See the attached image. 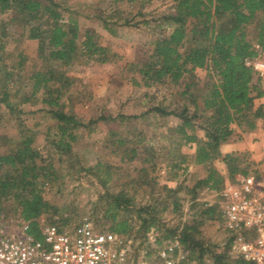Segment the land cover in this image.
Returning a JSON list of instances; mask_svg holds the SVG:
<instances>
[{"label":"trees","instance_id":"trees-1","mask_svg":"<svg viewBox=\"0 0 264 264\" xmlns=\"http://www.w3.org/2000/svg\"><path fill=\"white\" fill-rule=\"evenodd\" d=\"M153 1L95 0L82 9H73L66 0H0V61L6 63L5 70L0 71V229L13 222L27 224L28 233L41 239V223L63 230L86 219L95 230L133 237L138 241L134 255L148 232L161 229L163 235L156 241L177 239L185 252L183 264H202L207 255L217 264H251L239 255H218L202 242L201 225L222 218L218 202L197 200L193 193L186 219L173 228L166 226L162 215L169 209L175 214L181 212L183 199L178 196L177 185L158 183V150L152 141L167 126L175 151V160L169 165L170 180L176 182L188 165L206 168L194 191L199 187L220 190L226 179L251 173L250 166L259 178L247 153L223 152L222 146L232 134V125L251 130L263 114L261 107L254 106V100L264 96L261 81L244 62L255 55L254 43H264V0H157L170 5L172 12L152 10ZM80 16L88 23L80 24ZM150 19L155 23L152 28L162 29L167 24L170 30H159L146 39L147 49L129 62L126 70L138 75L139 81L130 77L136 85L176 91L180 109H146L143 115L152 114L154 120L153 125L148 122L154 130L151 135L141 128L131 129L130 124L126 135L110 131L106 141L110 154L127 162L131 170L111 167L112 163L104 165L120 176L127 172L126 180L134 181V194L142 190L143 197L148 189L152 201L137 202L130 186L124 190L121 185L111 193L100 176L99 163L95 172L88 168L87 172L104 188L93 203L102 205L101 218L109 226L91 217L71 226L69 222L77 215L51 202L45 191L62 184L63 168L81 169L75 153L82 140L80 129L91 133L104 118L84 121L69 111L70 87L77 79L69 70L88 62L104 64L116 57L101 30L114 35L116 26L148 24ZM25 41L36 43L35 55L26 51ZM199 68L207 71L203 83L195 76ZM25 104L34 106L31 114L38 116L37 123L44 116L51 120L45 132L26 125L21 117L27 113ZM3 113L16 126L15 138L3 132ZM116 117L121 122L130 118L122 114ZM170 117H176L177 123L170 126ZM182 147L189 152H183ZM218 165L226 167L227 178ZM156 191L161 197L155 200L152 195ZM227 232L231 246L233 235Z\"/></svg>","mask_w":264,"mask_h":264},{"label":"rangeland","instance_id":"rangeland-1","mask_svg":"<svg viewBox=\"0 0 264 264\" xmlns=\"http://www.w3.org/2000/svg\"><path fill=\"white\" fill-rule=\"evenodd\" d=\"M94 1L95 0H66V3H69V6L73 9H82L85 4L93 3ZM152 10L158 12H172L170 5H167L166 3L161 4V2L157 0L153 1ZM78 20L80 24L88 23V20L82 16L78 17ZM154 24L153 20L150 19L148 24L116 26V33L114 35L101 30L100 32L103 33L106 41L112 47V54H116V57L110 62L104 64L88 62V64L86 63L85 65L83 64L75 69L69 70V74L77 78L74 84L70 87L68 104L69 111H73L84 121L99 117L104 118L100 119L95 124V130L93 129V132L91 133H88L86 129H80L82 140L77 143L75 153L79 155L81 169L76 171V168L78 167L71 169L63 168L61 170L62 184L53 191H50L49 189H46L45 191L46 198L51 200V202L66 206L77 215L76 219L72 218L69 222L71 226L79 222L81 219L89 217L94 219L97 218L100 222H103L101 218L102 205L100 203L94 205L93 202L97 201L104 188L100 182H98L97 177H93L87 172V168L95 172V170L99 168V163L102 164L99 171L100 176L107 181L108 190L111 193L116 192L121 185H123L122 189L124 190L127 186H130V190L132 189L133 191H131L130 194H133V197L137 202L140 199L152 201L147 194L148 189L146 188L143 197L142 190H139L134 194V190H136L134 189V181L128 182V179L126 180L125 176L127 172H121L122 176H120L113 170V168L111 169V167L115 166H122L121 170L123 171H125V168H129L127 162H121L117 157L110 154L108 149L109 145L107 146L106 141L110 131H120L121 134L126 135L127 130L130 129L128 128V124H130L131 129L132 127L134 129L141 128L144 131V134L148 133L151 135L154 130L151 126H148V122L150 125H153V115H143V112H145L150 106L168 107L170 110L175 111L180 109V100L176 95V91L170 92L169 88L161 86L147 88L142 85H136L130 80V77L135 76L137 81H139L138 75H134V73L126 70L127 64L135 60L136 56H139V54H142V52L147 49V45L145 44L146 39L154 37V34L159 30H163V33L170 30V27L167 24H164L162 29L152 28ZM24 47L31 56L35 55L36 43L34 41H25ZM3 62L4 60L0 61V71L5 70L6 63ZM195 76L200 79L201 83L205 82L207 80L206 69H196ZM7 80L11 81V78L9 77ZM23 107H25L27 113L22 114L21 117L26 122L27 126L39 128L42 132H45L46 128L52 125L51 120H48L45 116L39 119V123L36 122L38 116L31 114L32 110H34V106L25 104ZM117 114L130 116V118L121 122L120 119L116 117ZM168 123L170 126L176 124L177 118L170 117ZM1 124L3 132L14 138L17 136L16 126L13 123H9L8 118L4 113L1 115ZM235 127H238L235 128L236 131L239 129L241 132H236L233 141L242 139V134H246L247 131H249L245 126L236 125ZM164 128L167 129V126ZM165 129H163L161 135L152 142L154 148L158 150L156 154L157 165L155 169V173L158 174V183L172 187L177 185L179 188L178 196L183 199L181 212L175 214L169 211V209L168 212L162 215V220L165 222L166 226L173 228L186 219L191 199L190 197L193 193L197 195V200L215 203L218 202L217 193L219 190L202 187H199L196 191L193 190L197 180L204 177L206 174V168L202 166L188 165L183 173H179L176 182L169 179V176H171L169 165L175 160V151L171 141L173 140V137L166 133ZM53 131L54 129L51 133H53ZM42 134L43 133L39 135V140H41ZM246 136L247 134L245 137ZM245 137H243V139ZM134 140L135 139L133 138V141ZM227 149L228 146L224 144L223 152H230L227 151ZM181 150L183 152H189V149L186 147H182ZM257 152L247 150L231 151V153L236 154L247 153L249 155H247L248 160L253 163L254 167L256 166L257 175L264 181V153L260 154L259 151ZM56 157L57 156L55 155V158ZM256 160L260 162V166H257ZM104 163H112V165L107 168ZM218 167L227 178L228 172L226 167L224 166L222 168L221 165H218ZM252 169L255 170L253 166H250L251 173H253ZM107 171L108 174L106 173ZM225 181H227V179ZM160 197L161 196L157 191L152 195V198L155 200ZM92 209L94 210L91 211ZM131 214H133V221H136L137 218L135 212L132 211ZM103 223V225L109 226L108 222ZM8 227L11 231L13 229L15 230L17 225L13 222ZM200 230L202 242L212 246L214 250L213 252L218 255L224 254L225 256H231L232 258L238 257L239 254L232 249V245L229 246L228 244V232L224 228L222 218H216L213 221L205 222L201 225ZM150 233L153 238H157L158 235H163L161 229L154 232L151 231ZM208 259L215 262L214 257H211V255H207L204 258V261Z\"/></svg>","mask_w":264,"mask_h":264},{"label":"built area","instance_id":"built-area-1","mask_svg":"<svg viewBox=\"0 0 264 264\" xmlns=\"http://www.w3.org/2000/svg\"><path fill=\"white\" fill-rule=\"evenodd\" d=\"M255 55L245 65L264 86V43H254ZM225 230L233 235V250L251 264H264V181L255 174H240L218 191ZM17 225V224H16ZM0 229V264H183L185 252L177 239L158 243L148 232L138 245L133 237L95 230L83 219L59 230L41 223V239L28 233V225ZM202 264H217L208 259Z\"/></svg>","mask_w":264,"mask_h":264},{"label":"crops","instance_id":"crops-1","mask_svg":"<svg viewBox=\"0 0 264 264\" xmlns=\"http://www.w3.org/2000/svg\"><path fill=\"white\" fill-rule=\"evenodd\" d=\"M262 84V83H261ZM262 88L264 90V86L262 85ZM254 106L255 108L261 107L262 109V116L255 120V127L249 131H247V136L245 137V133L242 134V139L233 141L235 139V135L237 131H240L239 129L236 131L235 127L236 125H232V134L231 136L226 140L224 143L228 146L227 151H252L257 152L259 151L260 154L264 153V96L260 98H256L254 100ZM241 132V131H240ZM243 137H245L243 139ZM223 144V145H224ZM223 147V146H222ZM258 153V152H257ZM261 158V157H259ZM259 160V159H258ZM257 161V160H256ZM257 166H260V162L257 161Z\"/></svg>","mask_w":264,"mask_h":264}]
</instances>
